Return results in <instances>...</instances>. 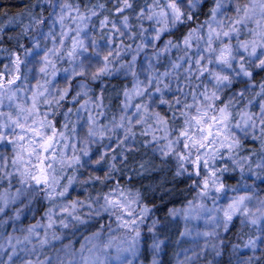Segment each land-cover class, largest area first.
Listing matches in <instances>:
<instances>
[{
	"label": "snow or ice",
	"instance_id": "obj_1",
	"mask_svg": "<svg viewBox=\"0 0 264 264\" xmlns=\"http://www.w3.org/2000/svg\"><path fill=\"white\" fill-rule=\"evenodd\" d=\"M36 5L48 15L30 6L15 37L6 29L22 21H0V264H163L164 225L139 189L117 181L70 198L77 184L114 180L137 145L188 181L192 198L167 214L183 222L176 243L190 245L175 264H264V0ZM118 74L130 86L109 114L107 88L92 84ZM36 204L39 220L3 231ZM105 216L78 248L63 243V230Z\"/></svg>",
	"mask_w": 264,
	"mask_h": 264
},
{
	"label": "trees",
	"instance_id": "obj_2",
	"mask_svg": "<svg viewBox=\"0 0 264 264\" xmlns=\"http://www.w3.org/2000/svg\"><path fill=\"white\" fill-rule=\"evenodd\" d=\"M30 6L36 12L42 11L45 16H47L48 12L50 11L47 6H37L36 0H0V21H3L5 24H7L8 20H11L13 17H16L19 21H22V23H17L7 28L6 36L15 37L17 33L20 32L23 24L29 22L26 15L21 17L19 14L26 12ZM200 18L203 19L204 17L201 16ZM47 23H49V21H46V24ZM183 30L184 29L182 28L181 32ZM45 31H47V28H45ZM176 35H180V32H177ZM22 42L27 43V41L23 39ZM15 44V39L11 41L5 40L3 47L11 49ZM63 65L68 66L67 63H64ZM63 65H59V67L64 68ZM63 76L64 75L61 73L57 78L58 83L61 86L64 83ZM260 76H264V73H261ZM260 76L257 77L258 80L260 79ZM72 84L73 90H75L78 85V80H74ZM124 85L130 86V78L121 74L111 78H105L103 83L97 81L92 84V87L95 91H99L104 87L107 88L105 95L111 99V106L108 109L109 114L117 111L116 105L118 104L121 97L116 96L115 93L120 91ZM239 87H241V85H235L233 91ZM107 102L108 101L106 99V103ZM66 106L72 107L73 105L67 104ZM253 143L255 142H250L248 146L251 147ZM137 147L139 150L131 155L127 162V166L123 167L121 172L114 174V180L108 181L107 184L103 186L100 184H77L70 190V198L75 199L79 197L80 199H83L89 192L95 194L98 189L107 191L117 181L126 187L139 189L145 198V203H147L149 207L153 208L155 217L161 220L164 225L162 238L166 239L167 248L163 257V264H175L174 253L180 251L182 248L181 241L179 244H177L176 241L179 238V232L183 231V229L181 223L178 220H171L167 214L170 209L180 208L186 203L187 200L192 198V194L188 189V181L181 177H175L174 161L171 159L165 161L157 154H154L150 149L141 147L140 145H137ZM143 162H147L146 168L145 170L141 171L139 169V164ZM90 174H93L91 167H86L85 169H81L79 177L83 179ZM129 177H131V179H129ZM238 179V174H226V180L230 184H235ZM260 187L264 188V183H260ZM16 207H22V205H16ZM43 210L44 206L41 204H36L33 207L32 212L24 209L21 220L14 223L10 222L9 225L5 226L3 231L6 234H11L13 233V228L19 226L20 224L26 226L29 223H34L36 220L41 218ZM84 211H87V209ZM9 214H11V209H9ZM106 220L107 217L105 216L104 218L98 219L97 221L90 222L88 226H81L77 229L63 230V232L65 235L72 237L77 234H80L83 237L84 235L91 234L92 231L96 230L97 224H104ZM233 231H235V229ZM227 235L228 239H234L231 234ZM224 259H227V254L225 255ZM213 264H215V262H213Z\"/></svg>",
	"mask_w": 264,
	"mask_h": 264
},
{
	"label": "rangeland",
	"instance_id": "obj_3",
	"mask_svg": "<svg viewBox=\"0 0 264 264\" xmlns=\"http://www.w3.org/2000/svg\"><path fill=\"white\" fill-rule=\"evenodd\" d=\"M58 30H59V29H58V26H57V31H58ZM49 46H50V44H49ZM62 65H63V64H62ZM63 66H64V67H68V66H66V65H63ZM62 74L64 75V73H62ZM63 77H64V76H63ZM142 78H143V77H142ZM178 221L181 223V225H182V229H183V222L180 221V220H178ZM113 226H114V225H113ZM198 227H199L201 230H203V225H202V223L199 224ZM11 234H12V233H11ZM88 235H90V234L84 235L83 237L88 236ZM64 236H65V238H64V240H63V243H65V244L69 243V241H72V242L75 243V246L78 248V247L80 246L81 243H84L83 237H82V235H80V234L74 235L73 237H72V236H69V235H65V234H64ZM181 243H182V248H187V247L190 246V245H189V242H187V241H185V240H181ZM59 246H60V245L57 244V247H59ZM182 248H181V249H182ZM181 249H180V250H181ZM181 258H182V256H181ZM206 259H207V260H211V255H208ZM206 259H205V258H201L200 264H206Z\"/></svg>",
	"mask_w": 264,
	"mask_h": 264
}]
</instances>
